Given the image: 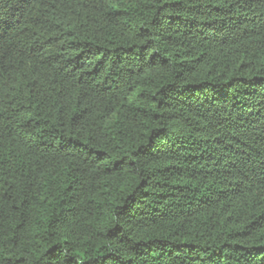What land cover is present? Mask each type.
Here are the masks:
<instances>
[{
	"label": "trees",
	"instance_id": "obj_1",
	"mask_svg": "<svg viewBox=\"0 0 264 264\" xmlns=\"http://www.w3.org/2000/svg\"><path fill=\"white\" fill-rule=\"evenodd\" d=\"M0 264H264V0H0Z\"/></svg>",
	"mask_w": 264,
	"mask_h": 264
}]
</instances>
